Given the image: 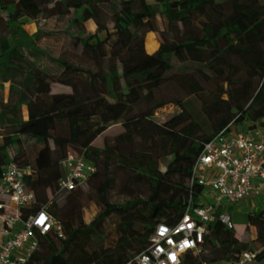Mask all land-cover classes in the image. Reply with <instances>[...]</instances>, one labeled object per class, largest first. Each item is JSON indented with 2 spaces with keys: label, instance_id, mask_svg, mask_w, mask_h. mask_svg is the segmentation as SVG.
Here are the masks:
<instances>
[{
  "label": "trees",
  "instance_id": "1",
  "mask_svg": "<svg viewBox=\"0 0 264 264\" xmlns=\"http://www.w3.org/2000/svg\"><path fill=\"white\" fill-rule=\"evenodd\" d=\"M0 8L7 13H0V82L11 83L10 100L0 112V176L11 161L32 165L35 173L27 184L36 195V209L50 200L40 173L75 150L94 164L96 171L87 183L101 198L102 211L89 224L83 220L79 188L65 192L62 206L57 199L53 202L51 212L63 225L64 236L54 231L40 236L33 257L37 264H127L146 250L157 224L177 222L191 196L198 203L201 187L192 186L190 178L204 144L225 128L264 118V0H0ZM71 10L81 11L72 20L78 27L75 39L95 69L51 57L58 71H27L28 54L37 58L44 52L38 46L42 32L30 34L26 23ZM159 15L167 21L170 39L150 53L159 44L154 33L159 32ZM90 20L97 32L86 36L80 28ZM168 55L196 66L176 68ZM55 83L69 91L53 92ZM191 97L199 101L210 131L186 108ZM171 103L181 112L157 122L155 112ZM116 123L123 131L113 144L108 138L104 148L91 144ZM28 143L39 145L34 154L27 152ZM122 146L128 147L127 153ZM160 147L173 156L165 171L157 166ZM119 171L127 176L124 188L148 187L145 198L110 202L113 174ZM29 212L23 210L22 216ZM112 215L121 218L119 238L109 248L89 250V242H105L104 222ZM247 224L257 228L251 242L261 245L254 251L256 260H263L264 207L249 213ZM209 228L201 252L185 254L181 264L237 262L253 251L236 227L229 229L217 220Z\"/></svg>",
  "mask_w": 264,
  "mask_h": 264
},
{
  "label": "built area",
  "instance_id": "2",
  "mask_svg": "<svg viewBox=\"0 0 264 264\" xmlns=\"http://www.w3.org/2000/svg\"><path fill=\"white\" fill-rule=\"evenodd\" d=\"M62 164L66 171L57 182L56 193L84 186L96 171L94 164L75 150L68 152ZM34 173L32 165L11 161L0 176V264H37L33 257L40 236L53 231L64 236L63 225L51 212L54 197L33 209L36 195L27 179ZM190 184L201 187L198 203L194 204L191 196L177 222L157 224L146 250L127 264H173L169 259L172 253L176 254V264H181L185 254L201 252L210 224L218 220L229 229L236 227L231 213L235 205L249 201L252 206V200H258L264 206V118L235 131L225 128L206 142L193 165ZM23 210H30L26 218ZM41 213L46 219L38 224ZM161 228L167 229L163 235ZM255 256L254 250L247 251L237 262L218 264H252Z\"/></svg>",
  "mask_w": 264,
  "mask_h": 264
},
{
  "label": "rangeland",
  "instance_id": "3",
  "mask_svg": "<svg viewBox=\"0 0 264 264\" xmlns=\"http://www.w3.org/2000/svg\"><path fill=\"white\" fill-rule=\"evenodd\" d=\"M109 6L107 5L106 8ZM0 13H3L5 17H7V13L4 12L0 8ZM81 11H74L71 10L69 14L65 16H52L49 18H44L43 16L36 17L32 20H29L28 23L24 26L26 30L30 34L36 33L38 30L42 32L40 39L38 40V46L39 48L44 52L39 54L37 58H34L31 54H28V59L25 62V69L28 71L31 68H40L47 72H56L58 71V67L55 64V62L51 59L53 58H65L69 61H72L75 64L82 65L84 67H88L91 69H95L91 59L87 57V55L83 51V47L81 44L78 43V41L75 39L77 36L78 30L77 26L73 25L72 20L80 15ZM105 19L108 21V26L112 30L113 29V23L109 20V15L107 14L105 16ZM157 25L159 32H154L157 39H158V47L150 52L153 53L159 49L161 46V43L165 40L170 39V34H168L166 30L167 21L162 16H158L157 18ZM85 31V35L88 34H94L97 32V25L93 20L87 21L84 23V28H80ZM153 32V31H152ZM148 34L146 35L145 39V45L147 41ZM101 37H104V33H100ZM0 43H1V36H0ZM166 58L172 63L175 64L176 68H194L196 65L191 62L187 63H181L178 61H174V58H171V55L166 56ZM17 80H21L20 77H18ZM9 83L3 84L0 83V109H2L3 102H8L10 97L11 90L9 89ZM53 92H61L69 90L66 86H63L59 83H55L52 85ZM186 108L190 110L193 115L195 116V119H197L200 123L203 125V129L205 131H210V126L208 125L206 118L202 112L201 105L197 99L194 97H191L187 99L186 101ZM22 109L24 112V115L27 116V108L25 105H22ZM181 112V108L177 106L176 104H167L166 106L158 109L155 112V119L159 123H163L164 121L168 120L170 117H172L175 114H178ZM232 129L235 131L236 126H232ZM123 131V127L121 124L116 123L111 125L105 132H103L101 135L94 137L91 140V144L97 148H104L105 146V139L108 138L109 142L113 144L112 139L121 133ZM4 132V128L0 126V139H1V133ZM39 147L29 145V143L26 146L27 152H31L32 154L35 153V150ZM121 151L124 153H127L128 147L122 146ZM14 153V149H11L10 154ZM157 166L162 170H166L167 163L172 160V155L166 154L164 150L158 149L157 150ZM65 168L62 164V162L59 165L52 166L46 170H44L40 177L42 180H45L46 185L49 188L50 191V198L54 197V201L57 199V203L59 206H62L65 203V199L67 196V193L58 192L57 182L58 180L65 175ZM113 177H115V183L111 187L109 192V199L112 203L122 204L125 203L128 200L134 199V198H145L146 193L148 192V187L145 185H136L132 187L124 188L123 184L127 181V176L124 175L121 171L113 174ZM48 180V181H46ZM82 191L81 194V202L84 204V207L82 209V216L83 220L86 224L91 223L98 214L102 211V208L99 206V202L101 200L99 193L91 188L88 183H86L84 186L79 188ZM256 201V204L253 203L252 206L248 205L247 202H243L242 205H235L233 207L234 212V221L236 222V233L240 237V239L246 240L247 242H251V235H249V232L246 231L247 228V218L249 213H256L260 211L264 206L260 203H258V200H252ZM121 218L117 215H112L109 218L106 219L103 226V235L105 237V242H96L92 241L89 242L87 248L91 251H93L95 248L103 249L109 248L112 244L115 243V241L119 238V224H120ZM58 247L61 248V244L59 241H57ZM255 250V249H253ZM41 264V263H39Z\"/></svg>",
  "mask_w": 264,
  "mask_h": 264
},
{
  "label": "crops",
  "instance_id": "4",
  "mask_svg": "<svg viewBox=\"0 0 264 264\" xmlns=\"http://www.w3.org/2000/svg\"><path fill=\"white\" fill-rule=\"evenodd\" d=\"M173 56L171 55V58H172ZM171 61V60H170ZM1 83V82H0ZM6 83H9L10 85H11V83L10 82H6ZM6 83H4V84H6ZM10 85H9V89H10ZM64 86V85H63ZM67 87V86H66ZM67 88H69V87H67ZM66 91H69V90H66ZM9 97H10V95H9ZM10 100V99H9ZM9 102V101H8ZM8 102H3V104H5V103H8ZM3 104H2V107H3ZM27 108V107H26ZM1 110L2 109H0V112H1ZM22 112H23V109H22ZM23 116H24V118L25 119H27L28 118V110H27V116H25L24 115V112H23ZM245 202H247L248 203V205H250V203L251 202H249V201H245ZM255 204H256V201L254 202ZM259 203V202H258ZM243 204V203H242ZM242 204H240V205H242ZM239 206V205H238ZM231 213H232V216H233V219H234V217H235V215H234V212H233V208H232V210H231ZM235 222V221H234ZM235 224H236V222H235ZM246 231H248L249 232V235H251V239H252V241L254 240V239H256V236H257V228L255 227V226H253V225H248L247 224V228H246ZM242 241H244V242H247V239L246 240H243V239H241ZM252 243V246H253V249H255V250H260L262 247H261V245L259 244V243H257V242H251ZM252 264H264V259L263 260H255V262H253Z\"/></svg>",
  "mask_w": 264,
  "mask_h": 264
},
{
  "label": "clouds",
  "instance_id": "5",
  "mask_svg": "<svg viewBox=\"0 0 264 264\" xmlns=\"http://www.w3.org/2000/svg\"><path fill=\"white\" fill-rule=\"evenodd\" d=\"M46 219L45 215L43 213H41L40 217H39V220L37 221L38 224L40 223H43V221ZM160 234L163 235L167 229L165 228H161L160 230ZM184 244H187V241L183 242L182 243V247L184 246ZM162 251V249H161ZM169 259L173 261V264H176V254L175 253H172L169 255Z\"/></svg>",
  "mask_w": 264,
  "mask_h": 264
}]
</instances>
